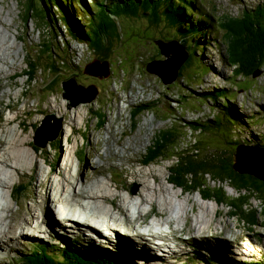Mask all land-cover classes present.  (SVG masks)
<instances>
[{"label": "rangeland", "instance_id": "rangeland-1", "mask_svg": "<svg viewBox=\"0 0 264 264\" xmlns=\"http://www.w3.org/2000/svg\"><path fill=\"white\" fill-rule=\"evenodd\" d=\"M22 1L0 0V12L2 14V16L0 15V30L2 33L4 32L3 34L9 40L4 49L2 48L1 53L6 58V61H0V71L5 72L0 73L1 84L3 85L0 91L7 93L6 96L0 97V112H2L5 119L4 121L1 120L0 116V124H9L6 128L9 134L4 138L11 142L10 145H2L4 156L0 158V179L4 181L2 186H7L0 187V256L21 257V260L16 264H39L36 260L29 257L25 259V262L22 260L27 254L32 255L34 248L40 249L39 246L47 244L43 239L46 234L51 232L52 235H55L56 232L61 235V231L65 227H62L61 224H55L56 219L57 222L63 223V225L73 226L74 229L79 228L83 232L82 229L87 226L79 223L71 224L66 220L59 221L58 218L62 215H59L54 220L50 218L55 205L69 201L67 199L62 201L58 199L60 195L59 185L67 188L66 195H69L77 188L76 180L83 179L79 183V187L81 186L79 192L86 191L89 193L93 190L94 193L91 195L104 197L103 200L101 198L99 201V209L93 207L94 202H86V209L100 217L106 218L112 225L116 222L117 226H121L120 222L122 219L126 217L127 220L128 217L130 223L127 224L126 222L125 225L131 226V218H129L127 210L123 206L126 204L134 205L138 201L141 204L138 208H142V210H147L149 207L153 209L152 204H156L154 210H164L167 213L165 218H161L153 211L165 223L164 225L170 229L168 233L162 228L164 227L163 225L156 235L168 234L169 239L177 241L178 244H182L179 236L181 232L186 233V235L191 234L196 238L206 236L213 239V241L208 242L200 239L187 241L186 245L183 246L185 249L179 253L180 255L175 253V255H178L176 257L178 261L176 262L167 253L166 257H164L165 260L152 256L148 249L154 250V248L149 246L147 237L135 236L142 240L143 245L141 244V247L145 250L143 251L142 248L136 247L135 240L137 239L121 233H126L127 229L118 227L120 231L117 233L122 236V239L119 240L118 237L117 240L113 238L109 228L110 232L105 230L104 234H102L101 228L104 224L100 223V226L95 229L100 233L97 236V240L91 239L88 235L82 236L79 232L73 234V237H77L78 240L74 239L71 244L77 246L81 252L103 253L93 247L94 243H96L97 247L106 251L105 261L101 262H95L94 258L98 260L97 256L86 253L82 258L86 260V264H114V261H111V257L115 259L116 257L121 258L122 260L129 259L135 264H183L184 261H191V264H200L198 260H187L186 257L190 255V259H192L193 255L199 254V250L203 254H200V259H203V257L212 258L220 264H226L227 260L239 261L240 253H244L241 251L246 249L248 251L245 255L249 257L245 258L247 261L254 259L255 256L260 258L261 252H264V237H259V235L264 236V199L251 198L245 206H242V214L250 213V217H254L252 220L257 222L252 227L246 226L247 222L240 219L243 218L241 214L233 217L232 209L235 210V208L232 206L228 205V208L226 206L222 207L215 200L203 203L205 201L199 199L201 196L198 192L181 196V189L175 190L172 184L169 183V176L172 174L169 169L173 162H159L151 159L157 145L158 132L173 126L176 130L180 129V131L176 132L183 142V148L190 149L199 139L203 141L201 155H206L207 150L212 153L215 152L214 148L220 149L223 147L221 139L225 138L224 135L226 136L225 139L230 141L231 133L222 128H215L211 131V135H202L200 137L197 132L190 129V124L195 121H200L204 124L205 121L212 120L216 115L217 110L215 111L214 108L206 104L207 100L205 98L200 97L201 93L206 90H214L215 87L223 89L225 92L223 94L224 99H227V97L232 98L233 105L235 104L241 109V115L245 117L246 132L250 135H247V138L258 132L264 133V71H262L260 77L256 79L252 77L245 82L244 79H236L237 75L234 74L238 69H233L228 63V57H230L234 66H239L240 62L232 57L229 49L231 44L239 43V39L242 38L236 36L233 32L228 34L226 26L202 31L200 35L205 36L196 37L194 41L192 40L193 37L188 38V42L190 39V42L195 43L196 47L190 46V58L181 68L178 80L174 84L164 83L166 85L164 86L158 77L150 75L144 70L145 64L149 61L151 63L153 61L168 60L159 46L152 45L147 50H144L143 60L145 61L141 63L136 61L139 59L137 53L128 61L123 57L119 58V55L125 57L133 53L132 45L127 44V41L130 40L127 39V35L131 30H137L139 25H143L146 22L144 18L139 20L130 19L122 16L121 13L119 18L113 17V19L117 24L123 25L126 39L116 42L114 52L109 55L112 64L111 70L114 75L112 74L109 79L99 80L85 75L83 68H81L82 65H89L95 61V53L91 44L79 41V39H69V36L65 35V26L60 20L56 24L59 29L57 33L59 36H55L49 30L52 25L50 20L43 26L42 24L36 26L32 21L25 26L23 24L24 15L20 13L22 8L19 2ZM163 1L161 0V3ZM86 2L90 4L92 0H86ZM260 6H264V0H205V6L202 7V11L210 14L218 22L222 16L232 19L243 18L247 14H252ZM82 7L84 8V6ZM78 9L79 14L82 15L80 6H78ZM146 9L148 11L151 10L147 6ZM187 9L190 12L189 8ZM53 10L54 8L51 9L52 12ZM162 17L161 31L164 33L169 30L171 32L175 31L174 26L169 25V22L175 17L181 18V16L169 18L162 13ZM50 18L52 19V17ZM180 23L183 29L191 27V24H185L184 21ZM173 24L176 23L174 22ZM209 32L210 34H208ZM61 35H65V39H62ZM174 37V34H169L163 40L168 41L167 39H170L169 41H172ZM3 40L1 39V41ZM50 40L53 41L55 48V51L51 54L47 53L50 45L46 43ZM64 42L67 43V46L66 50L62 51ZM141 43L144 44L143 39ZM59 48L62 50H58ZM55 54L57 59H60V55L64 60L68 59L69 64L72 65L71 70L59 68L55 63L56 60H54ZM123 60L124 62H122ZM29 61L35 64L34 68H32L33 65ZM164 62L162 61L161 63ZM50 67L52 69L49 72L48 68ZM119 68L124 70V72L122 73ZM24 71L27 75L16 78L22 75ZM72 73L76 74L79 82L86 85L97 84L100 89H103L100 93V98H97L98 102L96 100L92 104L80 105L72 110L67 108L68 102L63 97V83L66 79H69ZM181 74L184 76L182 80L180 78ZM153 103L160 104L165 108L166 114L164 115L155 109L154 106H151ZM241 115L237 113L236 117L241 119ZM44 119L47 120V123L43 127ZM252 119L254 120L252 121ZM34 126H38V129L42 127L38 146L42 147L45 145L43 150L35 151V155L31 149L32 145L35 148L33 141ZM23 128L26 132L22 131ZM123 132L126 135L122 137ZM81 133L85 134H82L81 137ZM213 134L219 137L214 138L212 137ZM55 137H57L56 140L52 141ZM132 137L135 141L134 143L139 145L137 154H139L145 166V170L137 167V170L140 169L137 173L146 172L147 176L144 179H139L140 182L136 178V181H134L137 184L129 179L130 189L117 185L112 187L109 183V178L116 177L117 173L122 174L124 177L125 173L123 171L130 170V165H124L123 168L122 163L113 158L112 160L110 158L107 159L108 162L103 164L99 163L103 159L90 164L88 160L96 156L97 143L100 144V149L105 148V143H107L105 152L111 151L112 157L116 156V154H121L128 147L135 148V145L130 143ZM122 138L123 145H120L118 140ZM27 141L31 145L27 146ZM48 142H54V145L51 143L48 148L46 147ZM114 147H119L118 153L114 151ZM227 148L229 150L230 146H227ZM261 148H264V146L255 144L247 148L246 152L260 153ZM21 151L28 152L32 159L29 160V157L28 160L23 158L24 153L22 154ZM74 155L79 160L82 169H86L85 166L89 164V169L91 170L93 169V163H99L102 168L108 170L106 176L99 175L98 178L91 179L92 182L87 184L84 178L89 177L92 173L91 171L83 172L82 174L80 172L75 173L77 160ZM38 158L45 160L46 164L51 162V170L49 171L48 165H44V161ZM145 161H148L147 165H145ZM152 170L154 172L150 173ZM8 172H11V174ZM101 178L103 179L102 181ZM154 178L156 181H154ZM206 183L209 190L218 189L219 186L224 187L226 197L230 201H236L240 197V194L238 196L236 191L229 187L228 184H216L210 182L209 179ZM117 187L119 192L115 190ZM49 188L52 189L47 192L46 190ZM135 188H137V191L132 194V190ZM12 192L16 201L11 196ZM128 194L133 196L130 201L125 200ZM74 195L77 197L76 193ZM115 197L120 200L119 202L117 201V204L121 205L119 209L125 212H120V214L125 215L123 218L115 214L120 222L118 220L115 221V215L111 216L113 215L112 207L107 203ZM53 201L55 202L54 204ZM6 205H10V210L8 207V210L4 208ZM45 206L46 213L43 212ZM36 207V218L33 220V224L40 226L39 232L41 236H26L19 239H11L12 241L4 243L7 239L5 235H10L9 232L19 234V231H15V223L10 221L8 215L13 216L18 212V214H25L24 218H31V216L26 214L33 211ZM173 210H180L175 212L177 218L174 219L171 216V211ZM221 211H224V214ZM215 213L223 216L215 217ZM41 217L46 220L40 222ZM20 218L23 217L20 215ZM188 220L189 222L185 225ZM209 222H211L209 229L200 232L199 229L205 230L204 227L208 226ZM134 223L136 225L135 221ZM88 232L92 231L89 230ZM222 233L224 235H221ZM65 234L64 236L69 238L67 235H70L71 231L66 230ZM88 234L91 235V233ZM59 235L56 238L66 243V239L59 237ZM3 236L5 238L2 241L1 237ZM126 238L129 240H124ZM52 244L56 243H48V245ZM59 244L57 243L53 254L50 253L51 250L47 253L48 256L55 258L57 255L55 252L58 251ZM188 246L191 247V249L189 248L190 251ZM156 247L159 255L171 251V249L168 251L167 247L165 249ZM16 249V253L10 252ZM177 250L179 251V249ZM258 251L260 252L257 253ZM141 253L148 259L141 257ZM99 258H103V256L100 255ZM0 260L3 262L7 261L3 257H0ZM154 260H156V263L152 262ZM115 262L117 261L115 260ZM262 262H264V257ZM42 264H49V262ZM63 264H70V262Z\"/></svg>", "mask_w": 264, "mask_h": 264}, {"label": "trees", "instance_id": "trees-1", "mask_svg": "<svg viewBox=\"0 0 264 264\" xmlns=\"http://www.w3.org/2000/svg\"><path fill=\"white\" fill-rule=\"evenodd\" d=\"M92 1L94 5L89 8L85 0H47L48 10L42 8L40 13L42 14V18L52 22L54 27L49 28L54 30L53 34L55 36H59L57 34L59 29L56 24L60 20L65 26V35L69 36V39H79V41L88 42L97 51V56L100 59H109V55L115 50V43L126 39L123 25H121L122 30H120L119 25L113 19V16L119 18L121 13L126 18L136 20L144 18L146 20L143 25H139L137 30H131L127 35V39H130L127 41V44L133 45L134 53L142 52V54L148 47L155 45L157 40L165 39L169 34H174L175 37L173 40H179L186 45L188 44V38L193 37L195 39L196 37L205 36L200 35L202 31H209L210 29H214V27L218 29L219 27L226 26L228 34L233 32L236 36L242 38L235 45H232L228 41L231 44L229 52L232 57L241 63L243 69H247V71L242 70L238 76H249V79H251L254 71L264 68V6L258 7L252 14H247L243 18L232 19L222 16L216 22L210 14L202 11V7L205 6V0H164L162 3L161 0ZM75 3H81L84 6V8L80 9L84 16L79 15L78 10L74 7ZM20 6L24 8L26 13L24 21L27 24L31 18L34 19L31 2L30 0H24V3L20 2ZM146 6L150 7L151 10L148 11ZM54 7L56 11L50 12V9ZM187 8H189L190 12H188ZM162 13L170 18L174 16H181L183 18L175 17L169 22V25L174 26L175 31L171 32L169 29L167 33L161 31ZM78 16L83 22L78 20ZM180 20L184 21L185 24H191V27L183 29ZM174 22L176 24H173ZM45 37L48 39L47 36ZM142 39L144 40V44L141 43ZM167 40L169 41L170 39ZM63 46V49L66 50L67 43L64 42ZM187 46L189 47L190 44ZM52 51V45L50 47L48 46V52L51 54ZM31 64L33 65L32 68H34L35 64ZM67 67L71 68L70 66ZM49 69L52 68L50 67ZM23 74H25V71ZM217 92L215 93L216 97L220 99L224 98L221 95L224 93L219 91L221 94H217ZM200 96L207 99L206 93H201ZM151 106H154L155 109L164 115L166 114V109L160 104L153 103ZM220 108L222 109L220 110L221 118L219 117L216 121L210 120L207 122V125H204L203 122L195 121L193 124H190L191 129L196 132L200 131L197 133L200 137L205 133H210L213 125L224 126L225 130L231 132L234 128L245 124L244 117L238 108L230 106L229 104H220ZM237 113L241 115V119L236 117ZM216 117L214 116L213 119ZM176 131H180V129L176 130L174 126L164 131H159L157 145L151 156L152 160L173 162L169 170L172 173L169 177V183L172 181L184 193L194 194L198 192L206 201L215 200L218 205L226 207L228 205L232 206L235 208V210L232 209L234 215L241 214V217H245L248 221L254 219V217H250V213L242 214V206H245L251 198L264 199V182L248 174H239L234 170V159L230 150L231 152L234 151L236 146L240 145V141L233 139L229 141V139H225L226 136L223 134L225 137L221 139L222 146L224 145L223 147L215 153H209L207 151L206 155H201L203 149L202 140L199 139L200 142L197 141L190 149H185L182 147L183 142ZM212 137L216 138L219 136L213 134ZM253 138L254 142H250L251 137H248L249 142L246 144L264 146V134L262 137L253 136ZM227 146H230L229 150H227ZM208 179L210 182L216 184H228L229 187L235 189L240 194V197L236 201H230L226 197L224 187L221 186L218 189L213 188L209 190L208 184L206 183ZM50 250V247L45 246L42 250H35L32 255H27L26 258L35 257L39 264L46 261L49 264H62L70 258L69 261L71 264H86V260L81 258L82 255L78 250L71 251L65 249L60 252H55L58 256L64 257V260L56 258L57 255L55 258L48 256L47 253ZM53 251L55 250H51L50 253L53 254ZM200 254L203 255L199 250V254L193 255L191 260H198L201 264H218L212 258L203 257V259H200ZM226 263L235 264L236 261L227 260Z\"/></svg>", "mask_w": 264, "mask_h": 264}, {"label": "bare ground", "instance_id": "bare-ground-1", "mask_svg": "<svg viewBox=\"0 0 264 264\" xmlns=\"http://www.w3.org/2000/svg\"><path fill=\"white\" fill-rule=\"evenodd\" d=\"M111 3V2H110ZM109 3V4H110ZM96 6V5H95ZM165 7V6H164ZM197 8V7H196ZM156 12V11H155ZM189 12V11H188ZM0 15L2 16V14H1V12H0ZM157 15H158V13H157ZM164 15V14H163ZM167 17H169V16H167ZM170 18V17H169ZM172 18V17H171ZM176 22V21H175ZM182 23H183V21H182ZM182 25V24H181ZM4 33V32H3ZM2 32H1V30H0V61L1 62H5L6 61V58H4L2 55H1V53H2V48L4 49V46L5 45H7V43H8V39H7V37H5V35L3 34ZM1 39L3 40V39H5V40H3V41H1ZM7 63H9V62H7ZM4 64V63H3ZM14 66V65H13ZM10 67H12V66H10ZM4 71H0V73H3ZM5 73V72H4ZM7 77V76H6ZM4 82V81H3ZM2 84H1V78H0V89L2 88ZM7 95V93L5 92V91H0V97H4V96H6ZM10 108H12L11 106H9ZM0 116H1V120H5L4 119V116H3V114H2V112H0ZM11 119V118H10ZM14 120V119H13ZM11 122V121H10ZM8 123L6 124V123H2V124H0V158L1 157H3L4 156V152H3V148H2V145H4V144H7V145H10L11 144V142H9L8 141V139L7 138H4L7 134H9L8 133V131L6 130V128L8 127ZM9 130V129H8ZM25 131V129L23 128L22 129V131ZM70 131V130H69ZM26 132V131H25ZM24 132V133H25ZM50 132V131H49ZM73 135V134H72ZM124 135H126L125 134V132H123V134L121 135L122 137L124 136ZM131 135V134H130ZM74 136V135H73ZM137 136V135H136ZM8 137V136H7ZM67 137H68V134H67ZM23 138V137H22ZM29 138V137H28ZM70 138H71V135H70ZM138 138V137H137ZM30 139V138H29ZM31 140V139H30ZM138 140V139H137ZM32 141V140H31ZM135 141H134V139H133V137H132V140H130V143H132V144H134L135 145V148H131V147H128V148H126L124 151H122L121 152V154H116V156H113L112 157V152L111 151H107V152H105V149L107 148V143H105V148H101L100 149V144L99 143H97L96 145H97V151H96V156L94 157V158H92V159H89L88 160V162H89V164L91 163V162H98L99 160H102L101 162H99L100 164H103V163H106V162H108L107 161V159H111L112 160V158L114 159V160H118V161H120L121 163H122V166H123V168H124V165H130V170H127V171H123V173H125V176L123 177L122 176V174H118L117 173V176L116 177H111V178H109V183L111 184V186L113 187V186H115V185H117V186H120V187H126V188H128V189H130V186H129V183H128V180L129 179H131L135 184H137L135 181H136V178L138 179V181L140 182V180L139 179H144L146 176H147V173L146 172H141V174H138L137 173V171L138 170H140V169H138L137 170V167L138 168H143L144 169V164L142 163L143 162V160L142 159H140V157H139V154H137L139 151H137V149H138V146L139 145H137L136 143H134ZM140 142V141H139ZM29 142L27 141V146H29V145H31L30 143L28 144ZM118 143L120 144V145H123V138L122 139H120V140H118ZM32 144H33V142H32ZM143 144V143H142ZM118 146V145H117ZM31 149H32V151H33V154L35 155V151H37V148L35 147H33V145H32V147H31ZM119 149V147L118 148H116V147H114V151L115 152H117L118 153V150ZM131 150H133L132 152H130ZM21 153L23 154V158H25V159H27L28 160V157H29V160L30 159H32L31 158V156L29 155V153L28 152H26V151H24V152H22L21 151ZM137 154V155H136ZM26 155H28V156H26ZM12 158V157H11ZM34 159V158H33ZM39 159V158H38ZM13 160V159H12ZM69 164H70V162H68ZM99 163H93L92 164V166H93V169L95 170H93V169H89V164L87 165V166H85L86 167V169H82V167H81V165L79 164L78 165V168H79V170H78V172H80V174H82L83 172H89V171H91V175L89 176V177H86V178H84V180L86 181V183L87 184H90V182H92L91 181V179H93V178H98L99 177V175H102V176H106V174H107V172H108V170L107 169H104V168H102L101 167V165H99ZM145 165H147V163L145 164ZM108 168V167H107ZM123 170V169H122ZM145 170V169H144ZM136 171V172H135ZM110 172V171H109ZM152 172H154L153 170L152 171H150V173H152ZM8 173H10L11 174V172H8ZM89 175V174H88ZM78 177V176H77ZM105 179V178H104ZM152 179H153V177H152ZM83 179H81V180H76V183H77V188H76V190L74 191L72 188V190H73V192L72 193H70L71 194V199H72V202L74 203V205H80L82 202H84V203H86V202H88V203H91V202H94V204H93V207L94 208H96V209H99V201H100V199L102 198L101 197V195L99 196V195H91V194H93L94 193V191L92 190V191H90L89 193L88 192H86V191H82V192H79V190L81 189V186L79 187V183H81V181H82ZM103 179L101 178V181H102ZM135 180V181H134ZM108 181V180H107ZM154 181H156V179L154 178ZM105 183V182H104ZM2 185H4V181L2 180V179H0V187H7V186H2ZM12 187H13V185H12ZM59 187H60V189H61V191H60V195H59V197H58V199H60L61 201L62 200H65V199H67V200H69L66 196H65V194L67 193V191H66V189L67 188H65L64 186H62V185H59ZM52 188H49L48 190H46L47 192L48 191H50ZM91 190V189H90ZM117 192H119V190H118V187L115 189ZM117 192H116V194H117ZM121 192V191H120ZM76 193V195H77V197L74 195ZM176 194V193H175ZM117 196H118V194H117ZM106 197V196H105ZM135 197V196H134ZM174 197V196H173ZM80 198H81V200H80ZM104 198V197H103ZM103 198H102V200H103ZM133 199V196L132 195H130V194H128L127 195V197H126V199L125 200H127V201H130V200H132ZM199 199L200 200H202V201H204L203 199H201L200 197H199ZM172 200H173V198H172ZM117 201L119 202L120 200H119V198L117 197H115V198H112L111 199V201L110 202H107L108 204H110L111 205V207H112V213H113V215H111V216H114L115 214H118L119 216H121L122 218L123 217H125V215H123V214H120V212L121 213H125L123 210H121V209H119L120 207H121V205L120 204H117ZM97 202V203H96ZM208 201H205V202H203V203H207ZM51 203H52V200H51ZM55 202L53 201V204H54ZM127 205L128 204H126L125 206H123V208L124 209H126L127 210V213H128V216H129V218H131V226H126L125 224H126V222H127V224H129L130 223V220H128V217H127V220H126V217H125V219H122V221L120 222L119 220H118V218H117V216L115 215V221L116 220H118L120 223H121V226H117L116 225V222H115V224H111V222L110 221H108L106 218H104V217H100V216H98V215H96V214H94L93 212H91L90 210H88V209H86L88 212H90L92 215H96V218H97V220H95L94 218H88V217H86V216H76L75 217V221H73V222H71V221H67L68 219H66L65 218V214H63L61 217H59L58 219H59V221H67L68 223H71V224H76V223H79V224H83V225H85V226H87L89 229H92V230H94L93 232V234L94 235H92L94 238H95V236H96V234L97 233H99L98 231H96L95 229L97 228V227H99L100 226V223H103L105 226L107 225L108 226V228H109V230L112 232V235H113V238L114 239H117L118 240V237H119V240L120 239H122L121 237V235L120 234H118L117 232L118 231H120V229L118 228V227H121V228H123V229H127L126 230V233H124V232H121V233H123V234H126L125 236H133V238L134 239H137V240H135L136 241V243H137V245H139L140 244V246H141V244L143 245V242H142V240H140V239H138L137 237H135V236H141V237H147L148 238V236L146 235V234H144V232H142L141 230H140V226H139V224H137V222H136V225H135V223H134V218H132L133 216H131L130 215V213H129V211H128V209H127ZM132 205V204H131ZM135 206H137L138 207V205L139 206H141V204H139V202L138 201H136L135 202V204H134ZM134 205H132V206H134ZM152 206H153V209L151 208V207H149L150 208V210H152V211H155V213H157V215L158 216H160L161 218H165L166 216H167V213L164 211V210H154V208L156 207V204H152ZM202 206V205H201ZM203 206H206V205H203ZM9 208V210H10V205H6L4 208L6 209V210H8V208ZM116 208V209H115ZM202 208V207H201ZM36 209H37V207L33 210V211H31V212H28L26 215H29V216H31V218H24V215H22V213H19L18 214V212H16V214L15 215H13V216H11V215H8V218L10 219V221L11 222H14L15 223V231H19V234H17L16 232H9V234L10 235H8V236H6L5 235V237L7 238L6 239V241L7 242H10V241H12L11 239H19V238H23V237H40L41 236V233L39 232V228H40V226L38 225V226H35L34 224H33V220L36 218L35 217V212H36ZM140 209V208H139ZM140 210H142V209H140ZM38 211V210H37ZM43 212L44 213H46V206L44 207V210H43ZM170 214V213H169ZM20 215L23 217V218H20ZM70 215H72V216H75V211L74 210H72L71 212H70ZM156 215V216H157ZM157 216V217H158ZM48 218V217H47ZM143 218V216H141V215H138V218H137V221H139L140 219H142ZM173 218V217H172ZM174 219V218H173ZM43 220H45V218L44 217H41L40 218V222H42ZM6 222V221H5ZM205 222V221H204ZM46 223V222H45ZM159 223H160V225H161V227L165 224L164 222H162V221H159ZM210 223L211 222H209L208 223V226H206V227H204L205 228V230L204 229H199V231L200 232H204V231H207V229H209V227H210ZM5 224V223H4ZM7 224V223H6ZM2 225V224H1ZM4 226V225H3ZM30 226V227H29ZM105 226H103L102 228H105ZM161 227L158 229V230H155L152 226L151 227H149L148 229H147V232H150V235L151 236H158V235H156V233H159V231H160V229H161ZM101 228V229H102ZM13 229V228H12ZM77 231H79L81 234H82V232H81V230L79 229V228H75ZM1 230V229H0ZM8 230V229H7ZM6 230V231H7ZM125 231V230H124ZM4 233V232H3ZM90 233V232H89ZM92 234V233H91ZM100 234V233H99ZM155 234V235H154ZM1 235V234H0ZM52 235V234H51ZM221 235H224V233H222ZM56 236H58V233H55V235H52V237H56ZM160 236H166L167 238H169V236H168V234H165V233H162V234H160ZM4 236L3 237H1V240L3 241V238H5ZM124 240H129L128 238H126V239H124ZM141 242V243H140ZM242 244H245V243H242ZM117 247V246H116ZM159 248H161V249H165L164 247H160V246H158ZM160 250V249H159ZM35 251V250H34ZM143 251H145L144 249H143ZM44 254V253H43ZM140 256L141 257H143V258H145L144 257V255H143V253H141L140 254ZM31 259H34V260H36L35 259V257H33V258H31ZM71 259V258H70ZM69 259V260H70ZM133 259V258H132ZM75 260V259H74ZM74 260H73V262H74ZM23 261V260H22ZM8 261H5V262H3L2 260H0V264H5V263H7ZM90 264V263H89ZM159 264H161V263H159Z\"/></svg>", "mask_w": 264, "mask_h": 264}, {"label": "clouds", "instance_id": "clouds-1", "mask_svg": "<svg viewBox=\"0 0 264 264\" xmlns=\"http://www.w3.org/2000/svg\"><path fill=\"white\" fill-rule=\"evenodd\" d=\"M30 2H31V5H32V9H33V11H32V13L34 14V19L33 18H31V20L27 23V24H29L31 21L33 22V23H35L36 24V26H39L40 24H42V26L48 21V20H46V19H44V18H42V14L40 13V11H41V9L42 8H44L45 10H48V6H47V0H44V1H42V0H30ZM85 2H86V0H85ZM22 3H24V0L22 1ZM87 3V2H86ZM19 4H20V2H19ZM88 4V3H87ZM82 4L81 3H75V8L78 10V13H79V9H78V6H80V8L82 9L83 7V5L81 6ZM92 5H94V3H93V1H92V3H90V4H88V7L90 8V7H92ZM22 8V7H21ZM52 9V8H51ZM51 9H50V12H52L51 11ZM53 11H56V8L54 7V10ZM20 13L21 14H23L24 16H25V11H24V8H22L21 10H20ZM79 15H81V14H79ZM45 16V15H44ZM81 16H83V14L81 15ZM58 17V16H57ZM113 17H117V16H113ZM40 19V20H39ZM78 20H80V22H83L82 21V19H80V17L78 16ZM23 24L26 26L27 24L25 23V21L23 20ZM119 25V29L120 30H122V27H121V24H118ZM42 26H41V28H42ZM51 28H53L54 26L53 25H51L50 26ZM40 28V27H39ZM51 28H49V30L50 31H52V32H54V30H52ZM64 34V33H63ZM65 35H61V37H62V39H65V37H64ZM160 40H163V39H160ZM174 40H176V39H174ZM193 41H194V39H192ZM218 40V39H217ZM179 41V40H178ZM180 42V41H179ZM48 45H52V49H53V51H52V53L55 51V48H54V43H53V41H49V42H46ZM182 43V42H181ZM188 44H190V46L191 47H196L195 46V43L193 44L192 42H190V39H189V42H188ZM49 46V47H50ZM155 46L157 47V45L155 44ZM182 46H183V43H182ZM183 47H185V46H183ZM63 48H64V46H63ZM58 50H62L61 48H59ZM92 50L94 51V55H95V60H100V61H102V62H109V68H110V75H109V77H107V78H104V79H109L111 76H112V74H113V72H112V70H111V58H109V59H100L98 56H97V51L94 49V48H92ZM62 51H65L64 49L62 50ZM132 51H133V53L132 54H129V55H126L125 57L123 56V55H119V58H124V59H126V60H128L129 58H131V57H134V48H133V45H132ZM187 51L189 52V56H190V54H191V50H190V47L189 48H187ZM194 51H195V49H194ZM47 53H49L48 52V50H47ZM144 53V52H143ZM138 55H139V59L138 60H136V61H139L140 63L141 62H144L145 60H143V54H142V52L141 53H137ZM50 55V54H49ZM26 58V57H25ZM54 60H56V64H57V66L59 67V68H67V69H69V70H71V68H68L66 65H70L69 64V62H68V59H66V60H64L63 58H62V56L60 55V59H57V57H56V54L54 55ZM34 61V60H33ZM124 61V60H123ZM122 61V62H123ZM30 62V61H29ZM121 63V62H120ZM150 63V61L147 63V64H145V67H144V70H145V72H147L148 74H150V75H153V76H156V77H158L159 79H160V81L163 83V85L164 86H166L165 84H164V82H163V80L159 77V76H157V75H155V74H151L150 72H148L147 71V65ZM228 63L232 66V68L233 69H238V71L234 74V75H237V77H236V79H244V81L246 82L248 79H249V76L247 77V76H244V75H240V76H238L240 73H241V71L242 70H245V71H247V69H243V67H242V65H241V63H239V66H234V64L231 62V59H230V57H228ZM66 64V65H65ZM186 64V63H185ZM184 64V65H185ZM87 65H82L81 66V68H83V73H84V69H85V67H86ZM70 67H72V65H70ZM138 68H140V66H138ZM120 69V68H119ZM66 70V69H65ZM121 70V69H120ZM48 71L50 72L51 71V69H49L48 68ZM122 71V73L124 72V70H121ZM262 71H264V68H261V69H259V70H256V71H254L253 73H252V75H251V78L253 77V78H258V77H260L261 76V74H262ZM24 75H27V73H25V74H22V75H19V76H17V78H19V77H24ZM114 75V74H113ZM256 75V76H255ZM88 76V75H87ZM181 76H182V74H181ZM72 77H75L76 79H77V76H76V74L75 73H72L71 75H70V77H69V79L70 78H72ZM89 77H91V76H89ZM183 77L184 76H182V77H180L181 78V80L183 79ZM92 78H95V79H99V80H104V79H100V78H97V77H92ZM178 78H179V76H178ZM178 78H177V80H178ZM16 79V78H15ZM66 80H68V79H66ZM176 80V81H177ZM77 81H78V79H77ZM175 81V82H176ZM175 82H173L172 84H174ZM78 83H81V84H83V85H85V86H88V85H86V84H84V83H82V82H79L78 81ZM90 85H95L96 87L98 86L97 84H90ZM89 85V86H90ZM97 90L99 91V93H98V95H97V97H96V99L92 102V103H94L96 100H97V98L100 96V93H101V91H103V89L101 88H99V86H98V88H97ZM218 91V92H217ZM219 91H221L222 93H225L224 91H223V89H217L216 87L214 88V90H206L205 92H203V93H206L207 94V101H206V104H208V105H210L211 106V108H214V110L216 111L217 110V113H216V115L215 116H217L215 119H212L211 121H216L219 117L221 118V112H220V110H222L221 108H220V104L221 105H225V104H229L230 106H234V107H236V108H238L239 110H240V113H241V109L239 108V107H237L235 104L233 105V100H232V98H228L227 97V99H224V98H219V97H216L215 96V93L217 92V94H221V92H219ZM222 96H223V94H221ZM25 96V95H24ZM201 97V96H200ZM100 98V97H99ZM98 98V99H99ZM66 100V99H65ZM67 102H68V100H66ZM97 102H98V100H97ZM92 103H88V104H92ZM81 105H86V104H81ZM80 106V105H79ZM78 106V107H79ZM75 108H77V107H75ZM9 111V110H8ZM245 118V117H244ZM56 119V118H55ZM254 119H252V121H253ZM208 121H210V120H207V121H205V123H204V125H207V122ZM191 126V125H190ZM215 128H222V129H224L225 127L224 126H218V125H216V126H212L211 127V130H213V129H215ZM250 128V127H249ZM191 129V128H190ZM34 132H35V134H34V139H33V141H34V146L37 148V150H43L44 149V146L45 145H43L42 147H39L38 146V144H39V142H38V140H39V138H40V131L42 130V127H41V129H38V126H34ZM62 131H63V128L61 129V134H62ZM191 131H194V130H192L191 129ZM201 131H203L202 129H201ZM196 132V131H195ZM198 132H200V131H198ZM197 132V133H198ZM230 132V131H229ZM202 133V132H201ZM231 136H230V140L231 139H233V140H236V141H240V145H238V146H236V148H235V150L234 151H232V152H230L231 154H232V156H233V159H234V165H235V156H236V154H237V149H238V147L239 146H241V145H244V146H251L252 144H246L247 142H249L248 141V138H246L245 136H247L248 134H247V132H246V125L245 124H242L241 126H238V127H236V128H234L231 132ZM233 133V134H232ZM212 134V132H210V133H205V134H203V135H211ZM263 134L264 133H262V132H258V133H255V134H253V135H251V141L250 142H252V136H258V137H262L263 136ZM248 136H250V135H248ZM245 138H246V140H245ZM56 140V139H55ZM52 141H54L53 139H52ZM245 142V143H244ZM53 144L54 145V142H48V144L46 145V147H50V144ZM255 145V144H254ZM202 146H203V144H202ZM200 147H201V145H200ZM203 148V147H202ZM54 149V148H53ZM218 149H216V148H214V151L216 152ZM208 152H209V150H207ZM215 152H212V153H215ZM209 153H211V152H209ZM39 159H42V158H39ZM43 160V159H42ZM44 161V165H48V167H49V170H51V166H50V164H51V162H48L47 164H46V162H45V160H43ZM146 162V161H145ZM147 163H148V161H147ZM170 170V169H169ZM238 173V172H237ZM240 174V173H239ZM249 175V174H248ZM252 177H254V178H256L255 176H253V175H251ZM170 177V176H169ZM260 180V179H259ZM262 181V180H261ZM264 182V181H263ZM170 184H172V187L173 188H177V189H179L172 181H171V183ZM235 190V189H234ZM182 191V190H181ZM183 192V191H182ZM237 194H238V196H239V193L238 192H236ZM183 194H189V193H184L183 192ZM198 194H200V193H198ZM11 196H12V198H13V200H15L16 201V199L14 198V194H13V192H12V194H11ZM201 196V195H200ZM202 198V197H201ZM203 199V198H202ZM204 200V199H203ZM204 201H206V200H204ZM212 201V200H211ZM68 204H69V201L68 202H66V203H59V204H57V205H55L56 207L57 206H63V207H66V206H68ZM129 205V204H128ZM127 205V209H128V211H130L131 210V206L129 207ZM218 206V205H217ZM220 206H222V205H220ZM223 207V206H222ZM223 214H224V211H221ZM219 216V215H218ZM223 216V215H222ZM222 216H219V217H222ZM236 216H239V215H234L233 217H236ZM256 216H257V214H256ZM257 218H258V216H257ZM240 219H242V220H245L246 222H247V225L246 226H249V227H252V225H254V224H256L257 222H254L253 220H251L250 219V221H248V220H246L244 217L243 218H240ZM263 223V222H262ZM165 226V225H164ZM166 228V227H165ZM18 231V230H17ZM56 233V232H55ZM59 235V234H58ZM259 237H264L263 235H259ZM45 242L47 243V244H45V245H41V246H39L40 247V249H37V248H34V250H37V251H40V250H42L45 246H48V247H50V249L51 250H55V247H56V245H57V243H60L59 245V248H58V251L60 252V251H62V250H65V249H69V250H78V251H80L79 249H78V247L77 246H75V245H72L71 244V242H73L72 240H66V243H61L57 238L56 239H53V238H50L49 236H48V239H46L45 240ZM49 242H55L56 244H52V245H48V243ZM16 252H17V249H16ZM16 252H12V253H16ZM98 254H100V255H102L103 253H99L98 252ZM116 254H117V252H116ZM117 256H118V254H117ZM0 257H3V258H5L8 262L7 263H5V264H16L17 262H19V260H15L14 259V256L13 257H9V256H7V257H4V256H0ZM56 258H58V259H60V260H64V257H60V256H56ZM21 260V259H20ZM115 260L117 261V262H115ZM188 260H191L190 259V257H189V259ZM26 260H24L23 259V262H25ZM69 260H66L65 262H68ZM111 261L113 262L114 261V264L116 263V264H135L133 261H131V260H129V259H125V260H122L121 258H117L116 257V259L114 258V257H111ZM46 262H48V261H46ZM64 262V263H65ZM70 262V261H69ZM45 263V262H44ZM191 263V261H186L185 262V264H190ZM63 264V263H62ZM70 264H71V262H70ZM201 264V263H200ZM235 264H237V263H235Z\"/></svg>", "mask_w": 264, "mask_h": 264}, {"label": "water", "instance_id": "water-1", "mask_svg": "<svg viewBox=\"0 0 264 264\" xmlns=\"http://www.w3.org/2000/svg\"><path fill=\"white\" fill-rule=\"evenodd\" d=\"M155 44L161 48L162 53L168 60H162L165 61L164 63H161L162 61L149 63L147 65V71L159 76L165 84H171L177 80L181 68L188 61L189 52L178 40H157ZM109 67V62L95 60L85 67L84 74L104 79L110 75ZM97 88L98 86L96 87L95 85L85 86L78 83L75 77L66 80L63 83V97L71 102L68 105V109L78 107L81 104L92 103L99 93ZM234 170L240 174L253 175L264 181V148H261L260 153H251L246 152L244 145L239 146L235 156ZM136 189L132 190V194L136 193ZM131 211L135 212L136 208L131 209ZM138 215L143 216L142 213H138ZM140 220L146 223L144 216Z\"/></svg>", "mask_w": 264, "mask_h": 264}]
</instances>
